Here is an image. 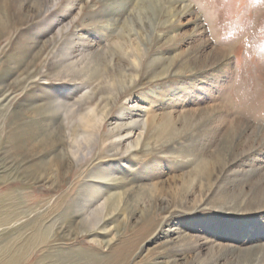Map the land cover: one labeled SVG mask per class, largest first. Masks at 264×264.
<instances>
[{
  "label": "rangeland",
  "instance_id": "1",
  "mask_svg": "<svg viewBox=\"0 0 264 264\" xmlns=\"http://www.w3.org/2000/svg\"><path fill=\"white\" fill-rule=\"evenodd\" d=\"M186 1L192 15L144 37L149 61L112 105L130 42L101 27L100 0H0V264H264V0Z\"/></svg>",
  "mask_w": 264,
  "mask_h": 264
},
{
  "label": "bare ground",
  "instance_id": "2",
  "mask_svg": "<svg viewBox=\"0 0 264 264\" xmlns=\"http://www.w3.org/2000/svg\"><path fill=\"white\" fill-rule=\"evenodd\" d=\"M45 1V0H44ZM47 2V0H46ZM100 2L102 3V12H105V22L107 23L106 25H101V27L103 29H106L107 31H113L116 32V30H119V33H126V40L128 39L130 43V48L129 51L127 52L129 54V56L131 57V68L126 70V69H122L120 73L115 74V76L113 75L110 79V84L112 86L111 88V94L112 97L108 98L107 101L111 102L112 105L113 103L120 101L122 98H124L125 94H127L131 88V86H133L136 83V79L139 75L140 70L143 67V63L145 62V59L148 58L149 61V45H145L144 44V37H148V39L153 41L154 38H162L164 37V34H160V32L157 30L159 29L160 26H164V27H168L171 30V27L173 25V21L178 20L186 15H192V11L190 10V5L187 3L188 1L186 0H100ZM48 7V6H46ZM44 8L46 9V13H44V9L39 13V17L40 16H45L47 14H49L48 12L51 10V8ZM182 9V11H178V8ZM134 8V9H133ZM121 10L127 11H133L135 10V12H137V14H139L140 17V23L138 26H136L134 23L136 22V20H134L136 17L134 16V18H131L133 16L127 15L126 18H123L122 20V24L118 25L116 23H114V20H118L120 18H122V12ZM180 10V9H179ZM121 12V13H120ZM135 12H133L135 14ZM148 13L153 14V18L151 16H149ZM133 15V14H132ZM146 15V17H144ZM160 15H163V17H165V20L162 21L160 20ZM144 18L148 21V25H151V30L153 32V34L151 35H145L142 30L144 31V29L147 27V24L144 20ZM155 18V20H154ZM101 22L104 20L103 16H101ZM160 20V21H159ZM104 22V21H103ZM119 23V22H118ZM69 26L68 27H64L63 31H62V36L66 35L64 34V32L66 33L67 30H69ZM173 28V27H172ZM149 29V28H148ZM146 30V29H145ZM145 35V36H143ZM135 38H134V37ZM153 36V38H152ZM134 38V39H133ZM78 42L82 41V39H80V37H78L76 39ZM148 43V42H147ZM78 43H74V44H68V42H63L61 45H72V47L74 48L75 46H77ZM84 46V45H83ZM145 47V48H143ZM72 50V49H70ZM69 52V50H68ZM93 54L89 55V59L86 61V67H89L92 63L95 62V57L92 56ZM219 55V54H217ZM108 62L110 63V65H113V58L108 60ZM187 68V65L185 64L184 66H180L179 67V71L182 74L185 73H193V74H198L202 73L203 71H198L195 72L193 71L194 69H190ZM199 75V74H198ZM94 93L89 92V100L91 101L93 99ZM2 104V103H1ZM110 110V106L107 108L106 112H109ZM106 112L105 114L102 115V124H104L106 122ZM137 120H132L128 126H132V128L130 129V131H128V133L125 134V136L134 134L135 130L133 126H137L138 125ZM124 126H127L126 123H121V124H116L113 130H109L105 133V135L102 136V138H100V134L98 133H94V135H91L90 137H92V141L95 143L94 144V149L97 150L100 148V150L107 151L106 148L108 146V142L112 139H120L122 138V128H124ZM143 127L140 129L141 132L138 133L137 135H135L134 140L129 141V143L127 144L126 147V152L135 149L138 150L141 146V144L143 143L144 140V131L146 129V124L142 125ZM167 132L163 130V132H161L162 134L165 133H173L174 130H171V128H167ZM80 126L76 127L75 129H72V134L71 137L75 138L78 134V132H80ZM60 131L63 132L64 131V127L61 125L60 126ZM85 132H89V130H87L86 128L83 130L82 133ZM125 132V131H124ZM64 133V132H63ZM231 132L229 133V135H227L228 137H230ZM232 136V135H231ZM191 138V136H190ZM65 145L67 142H64ZM113 144H117L116 143H111L109 145H113ZM146 145V144H145ZM144 145V146H145ZM114 146V145H113ZM121 146V145H120ZM143 146V147H144ZM175 150L177 149L176 146H171V150ZM103 151V152H104ZM125 152V153H126ZM66 156V155H65ZM93 157V156H92ZM92 157L88 156H84V158L82 160L79 161L78 164V168H80V171L84 168V167H89L90 165H92L91 163H93V161L91 160ZM95 158V157H94ZM196 175H201V176H205V175H210L211 172L209 171L208 168V164L207 163H203L197 170H196ZM92 178H96V175L94 173H90ZM100 180H107L110 181V183L112 181H115L116 179H114L113 175H109L107 176L106 173H101L99 175ZM101 187V186H100ZM106 192L105 199H104V207L109 205L111 202H113V200L117 197L114 196L116 193L111 192L113 190V187L111 185L106 184L105 186H103L100 191L98 190V192L96 193L97 195H95L94 197H98L99 195H102L103 192ZM95 193V192H94ZM121 197V196H120Z\"/></svg>",
  "mask_w": 264,
  "mask_h": 264
}]
</instances>
